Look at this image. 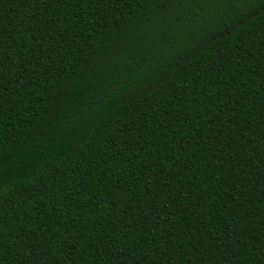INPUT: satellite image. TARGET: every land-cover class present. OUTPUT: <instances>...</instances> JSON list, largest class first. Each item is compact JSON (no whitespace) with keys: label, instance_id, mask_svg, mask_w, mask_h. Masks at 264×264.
I'll use <instances>...</instances> for the list:
<instances>
[{"label":"trees","instance_id":"obj_1","mask_svg":"<svg viewBox=\"0 0 264 264\" xmlns=\"http://www.w3.org/2000/svg\"><path fill=\"white\" fill-rule=\"evenodd\" d=\"M0 264H264V0H0Z\"/></svg>","mask_w":264,"mask_h":264}]
</instances>
